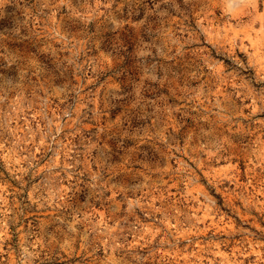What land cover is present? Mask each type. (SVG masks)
I'll return each instance as SVG.
<instances>
[{"label": "rangeland", "instance_id": "rangeland-1", "mask_svg": "<svg viewBox=\"0 0 264 264\" xmlns=\"http://www.w3.org/2000/svg\"><path fill=\"white\" fill-rule=\"evenodd\" d=\"M0 264H264V0H0Z\"/></svg>", "mask_w": 264, "mask_h": 264}]
</instances>
